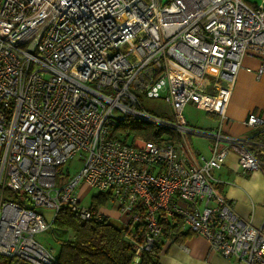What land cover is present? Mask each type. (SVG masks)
I'll list each match as a JSON object with an SVG mask.
<instances>
[{
	"label": "built area",
	"instance_id": "2783aa9c",
	"mask_svg": "<svg viewBox=\"0 0 264 264\" xmlns=\"http://www.w3.org/2000/svg\"><path fill=\"white\" fill-rule=\"evenodd\" d=\"M246 54L264 59V0H0V256L52 264L54 249L35 235L52 229L63 205L108 219L80 203L84 184L111 193L123 226H142L132 264L158 242L162 216L180 218L228 260L264 264V221L238 217L214 177L229 151L241 173L261 167L248 137L221 130ZM140 95L163 99L171 119L145 111ZM189 103L217 116V128L189 127ZM126 117L172 128L180 141L112 137ZM245 125L264 126V108ZM192 134L208 139L207 154L191 150ZM74 158L79 170L58 183L57 168Z\"/></svg>",
	"mask_w": 264,
	"mask_h": 264
},
{
	"label": "trees",
	"instance_id": "16d2710c",
	"mask_svg": "<svg viewBox=\"0 0 264 264\" xmlns=\"http://www.w3.org/2000/svg\"><path fill=\"white\" fill-rule=\"evenodd\" d=\"M129 131L122 141L130 143L134 138L152 141L158 145L178 143L180 137L172 128L155 127L126 117L120 121L111 132V136ZM247 147L264 168V126L257 128L247 139ZM70 172L57 168V182L69 177ZM7 200L22 203L15 193L7 192ZM111 193L92 195L89 206L98 210L109 204ZM161 236L154 248L144 253L139 264H158L157 256L164 241L170 244L181 243L192 233L182 228L178 217H160ZM130 229L135 235L130 237ZM53 239L57 244L52 264H132L134 257L133 241H141L143 229L140 224L123 226L106 218L101 220L81 219L72 213L67 206H61L54 217L52 229ZM17 261L1 257L0 264H14Z\"/></svg>",
	"mask_w": 264,
	"mask_h": 264
},
{
	"label": "crops",
	"instance_id": "0c3cea01",
	"mask_svg": "<svg viewBox=\"0 0 264 264\" xmlns=\"http://www.w3.org/2000/svg\"><path fill=\"white\" fill-rule=\"evenodd\" d=\"M262 108L264 59L258 55L246 54L242 57L235 76L225 111L226 122L222 124L221 130L234 137H249L255 129L245 125L247 116L250 112L261 114ZM204 113L214 119L210 130H215L218 125L217 116ZM207 152L206 148V154ZM214 177L217 179V192L231 203L233 212L251 225L260 226L264 221V168L243 174L237 165L236 154L229 151L222 166L214 171ZM81 187L85 194L91 190L84 184ZM79 197L81 199V195ZM100 211L108 216V220L123 224L122 217L113 207H103ZM157 259L158 264H242L210 251L207 241L194 234L181 243L170 244L164 241Z\"/></svg>",
	"mask_w": 264,
	"mask_h": 264
},
{
	"label": "rangeland",
	"instance_id": "374dc122",
	"mask_svg": "<svg viewBox=\"0 0 264 264\" xmlns=\"http://www.w3.org/2000/svg\"><path fill=\"white\" fill-rule=\"evenodd\" d=\"M247 4L252 5L253 3H261L262 0H245ZM139 102L142 108L151 112L157 116L171 119V110L170 107L163 101V99H151L146 97L145 95L139 96ZM183 115L189 127L196 128L198 130L205 131L206 133H210V130L214 125V119L201 110H198L194 107L193 104H188L185 106L183 110ZM186 141L188 146L192 151L200 152L202 154H206V148L208 144V139L197 135H186ZM79 160L76 158L68 161L66 164L62 166L63 171L70 172L71 175L75 174L79 170ZM79 195H81L80 203L82 205L87 206L90 202L91 196L94 194L93 190L88 191L86 194L83 193L82 187L79 189ZM112 207L110 204H107L105 208ZM45 214H48V211H44ZM35 239L38 243L43 245L46 248H53L54 251L57 249V244L53 239V232L51 230H46L44 232L38 233L35 235Z\"/></svg>",
	"mask_w": 264,
	"mask_h": 264
}]
</instances>
